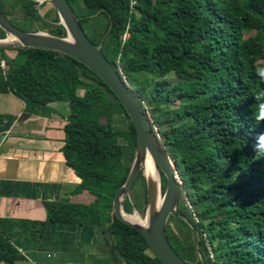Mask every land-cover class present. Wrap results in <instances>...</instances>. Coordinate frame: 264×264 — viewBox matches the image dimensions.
<instances>
[{
  "label": "trees",
  "instance_id": "obj_1",
  "mask_svg": "<svg viewBox=\"0 0 264 264\" xmlns=\"http://www.w3.org/2000/svg\"><path fill=\"white\" fill-rule=\"evenodd\" d=\"M65 1L175 164L181 187L176 212L183 218L169 216L164 229L173 251L186 264H202L193 226L204 264H264V0H133L132 10L130 0ZM38 6L37 0H0V12L12 25L11 19L34 24L49 18L46 30L29 32L64 37L55 11L42 18ZM4 50L15 52L5 60L8 91L26 110L65 120L61 152L79 179L74 192L92 200L43 201L42 221L1 220L0 261L23 260L5 224L40 238L48 223H58L100 227L117 264H160L135 229L115 218L110 222L111 200L135 145L119 102L66 55ZM136 182L131 201L121 203L127 214L144 209L140 174L130 191ZM164 186L161 175V192Z\"/></svg>",
  "mask_w": 264,
  "mask_h": 264
},
{
  "label": "crops",
  "instance_id": "obj_2",
  "mask_svg": "<svg viewBox=\"0 0 264 264\" xmlns=\"http://www.w3.org/2000/svg\"><path fill=\"white\" fill-rule=\"evenodd\" d=\"M14 55L0 52V221H42L43 201L88 204L92 197L74 192L79 179L61 152L65 120L26 110L8 91L1 62ZM5 226L23 260L0 264H117L98 226L48 223L40 238Z\"/></svg>",
  "mask_w": 264,
  "mask_h": 264
},
{
  "label": "water",
  "instance_id": "obj_3",
  "mask_svg": "<svg viewBox=\"0 0 264 264\" xmlns=\"http://www.w3.org/2000/svg\"><path fill=\"white\" fill-rule=\"evenodd\" d=\"M50 3L64 31V37H58L42 31H23L12 25L7 17L0 12V30L4 37L0 39V48L4 49H45L66 55L92 72L113 94L127 115L135 135L133 157L127 175L121 186L115 191L111 200L110 222L113 218L135 229L143 238L149 252L160 264H186L170 247L165 236V224L168 217H181L176 212L181 187L175 174V164L168 159L156 134L151 130L148 116L141 111L135 96L123 85L112 66L101 54L99 47L92 44L78 23L65 0H45ZM148 156L158 173L157 196L160 202L154 208L155 191L143 176L141 160ZM141 175L145 185V209L143 220L145 224H131L123 218L127 214L121 203L128 196L130 188L138 175ZM165 181L164 190L160 189V176ZM160 192L162 193L160 196ZM132 214V212H131ZM191 228V238L198 253L195 240V229Z\"/></svg>",
  "mask_w": 264,
  "mask_h": 264
},
{
  "label": "rangeland",
  "instance_id": "obj_4",
  "mask_svg": "<svg viewBox=\"0 0 264 264\" xmlns=\"http://www.w3.org/2000/svg\"><path fill=\"white\" fill-rule=\"evenodd\" d=\"M37 3L39 4V6L37 7V13L44 18V14L49 11L51 14L49 15V17L52 16V6L50 5V3L48 1L45 0H37ZM12 23L20 30H24V31H33V30H46L47 28H45L44 26L48 25L49 23V18L47 19H41V23H34V24H30L28 22H24L21 20H16V19H11ZM44 24V26H43ZM83 31L86 35H88L89 37L92 36L91 31L86 28L85 26H83ZM169 80L170 82H174L175 78H173L172 76H169ZM77 94H81V91H77ZM65 112V111H64ZM137 184V182L135 183V185ZM133 186L131 191H129L127 198L131 201V194L134 193L135 191H138V187L139 186ZM161 192H160V196H161ZM143 208L145 209V203L143 205ZM143 209V211H144ZM132 213H137V215L143 219V212L142 213H138L137 211L133 210ZM131 214V213H130ZM209 258H211V254L209 253Z\"/></svg>",
  "mask_w": 264,
  "mask_h": 264
},
{
  "label": "bare ground",
  "instance_id": "obj_5",
  "mask_svg": "<svg viewBox=\"0 0 264 264\" xmlns=\"http://www.w3.org/2000/svg\"><path fill=\"white\" fill-rule=\"evenodd\" d=\"M141 169L143 176L147 180L149 184H151L152 188L155 191V201H154V208H156L160 202V197L157 196V189H158V173L154 168L151 159L146 155L141 160ZM123 218L131 224L135 225H144L145 221L141 219L137 213L132 214H125Z\"/></svg>",
  "mask_w": 264,
  "mask_h": 264
},
{
  "label": "built area",
  "instance_id": "obj_6",
  "mask_svg": "<svg viewBox=\"0 0 264 264\" xmlns=\"http://www.w3.org/2000/svg\"><path fill=\"white\" fill-rule=\"evenodd\" d=\"M133 4H134V1H133V0H130V2H129V8H130V10L133 9V7H132ZM125 38H126V32H124V33L120 36V41L123 42ZM1 66H2V68H3L4 71L7 69V66H5L3 62H1Z\"/></svg>",
  "mask_w": 264,
  "mask_h": 264
}]
</instances>
